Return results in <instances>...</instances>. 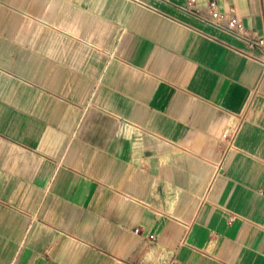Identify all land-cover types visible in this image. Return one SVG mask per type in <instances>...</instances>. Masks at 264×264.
<instances>
[{"label":"crops","instance_id":"0c3cea01","mask_svg":"<svg viewBox=\"0 0 264 264\" xmlns=\"http://www.w3.org/2000/svg\"><path fill=\"white\" fill-rule=\"evenodd\" d=\"M211 2L264 29V0H0V264H264V53Z\"/></svg>","mask_w":264,"mask_h":264},{"label":"built area","instance_id":"2783aa9c","mask_svg":"<svg viewBox=\"0 0 264 264\" xmlns=\"http://www.w3.org/2000/svg\"><path fill=\"white\" fill-rule=\"evenodd\" d=\"M187 7H191V3H187ZM210 15L205 21L216 28L242 40L251 48H259L264 53V29L261 32H248L242 28L240 21L225 13H220L216 9V5L211 2ZM139 229H135V233H139Z\"/></svg>","mask_w":264,"mask_h":264}]
</instances>
